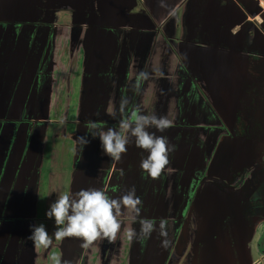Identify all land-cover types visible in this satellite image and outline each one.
Returning <instances> with one entry per match:
<instances>
[{"label":"rangeland","instance_id":"rangeland-1","mask_svg":"<svg viewBox=\"0 0 264 264\" xmlns=\"http://www.w3.org/2000/svg\"><path fill=\"white\" fill-rule=\"evenodd\" d=\"M191 1L26 0L25 9L17 16H0V27H6L0 29V35L5 34L0 38V66L9 65L3 53L12 44L11 33L19 32L22 25L43 21L50 28L51 22L83 21L84 16L86 21L118 22L126 27L104 30L111 39H118L111 40L112 45H117L109 64L112 70L109 68L108 73L104 70L101 75H95V63L97 65L102 58L84 53L82 40L49 36L47 33L53 34L55 27L52 31L46 27L43 37L34 36L38 42L29 35L19 34L24 47L14 45L18 53L13 58L14 73L0 72V100L12 96L13 92H22L35 75L33 70H36L35 64L41 62L39 59L46 60L45 63L50 57L53 58L51 77L56 76L58 84L67 90H54L53 96L58 91L61 93L58 92L50 104L46 103L48 110L42 108L32 114L38 118L30 119L31 128L36 119H40L38 113L41 112L45 117L87 118L88 110H81L84 106L79 105L74 94L82 92L86 84L91 88L92 81L99 79L94 86L101 101L89 111V121L117 128L121 118L120 102L122 97H127L128 108L139 106L144 114L155 113L171 121L164 132L155 128L148 131L166 136L169 143L175 145V150L169 154L170 163L159 178L152 179L140 167L141 159L148 152L136 147L134 138L121 160L115 161L104 153L99 137L87 132L85 126L89 121H78L76 132H72L73 122H64L58 125V130L52 131L53 138L45 136V142L43 135L37 142L42 129L36 125L32 128L36 137L30 143H34V147L37 144V148L32 151L30 172L23 174L28 185L23 204L11 213L8 204L0 206V220L6 222L0 225V232L5 235L9 231L8 236L13 232L8 246L4 247L12 254L6 251L5 260H1L0 254V264H264V0L192 2L197 12L190 18L193 24L188 26L186 34L193 33L199 23L198 41L191 40L193 34L188 36L192 37L190 45H195L193 66L182 65L180 45L174 46V35L183 36L184 8ZM58 2L63 7L60 11L53 8V3ZM124 2L127 8L122 7ZM142 2L145 6L140 7ZM176 2L179 4L175 5ZM81 5L88 6V11H70V7L78 9ZM158 21L163 24L159 32H155ZM235 21L237 26L230 28ZM130 24L151 25L154 29H128ZM165 25L168 31L163 29ZM98 41L100 43L93 48L97 52L101 44V40ZM54 44L58 45L55 53L60 54H53ZM24 49L25 57L18 60ZM28 53L31 57L25 60ZM65 54L68 61L66 58L57 61L58 55L62 58ZM141 71L149 75L136 91L133 86ZM61 74L67 76L60 77ZM41 78L46 79L43 75ZM111 96L113 104L108 101ZM87 99L93 101V97ZM41 100L42 97L39 105ZM13 106V110H20L16 109L17 102ZM82 111L83 116L78 115ZM112 112L116 113L115 118ZM4 113H7L5 105L0 107V115ZM26 114V109L22 108L20 115ZM51 123H46L44 134L53 128ZM81 136L88 140L82 150L76 140ZM56 137L61 140V152L66 151V159L72 158V161L69 167L62 157L60 163L65 168L55 166L47 171L46 177L51 176L52 180L46 191L43 186L37 188V161L41 160L45 167L49 165L46 159L51 156L50 147ZM62 173L67 179L55 190L54 184L61 183ZM88 187L106 188L113 198L134 187L142 201L139 214L121 208L117 215L121 228L114 242L97 239L86 244L77 237L56 240L54 219L45 215L57 198L52 193H74ZM0 199L4 200L2 195ZM4 209L10 213L4 216L8 215L9 221L2 218ZM141 218H150L157 225L161 220L166 221V235L162 236L157 227L150 237H142ZM40 223L52 237L48 247L29 238L30 225ZM11 225L14 227L10 229ZM129 229L136 230L135 239H128ZM163 240L167 241L166 245L162 244ZM82 256L83 262L79 263Z\"/></svg>","mask_w":264,"mask_h":264},{"label":"crops","instance_id":"crops-1","mask_svg":"<svg viewBox=\"0 0 264 264\" xmlns=\"http://www.w3.org/2000/svg\"><path fill=\"white\" fill-rule=\"evenodd\" d=\"M192 2L193 4H196L198 1L197 0H193L191 1L190 4L187 5V3L185 4V8H184V13H185V18H186V22L184 24V33L182 37H178L176 35H174V38L176 39L174 42V46H179V50L181 53H183V56L181 57V61H182V65L183 64H187V65H191L193 66L194 64V58H195V50L194 47L195 45L192 44L190 45V39L194 40V41H198L199 38V23L196 24V29L193 33L192 37H188L191 34H186V30H189L188 26H191L193 24V21L190 20V18L195 14H196V10L194 9V7H192ZM235 2V1H233ZM144 2H142V4L140 3V7L145 6V4H143ZM179 3L176 2L175 5H178ZM235 4V3H234ZM121 6V4H120ZM124 8H127V4L124 2L123 6ZM239 7V6H238ZM121 9L123 8H119V10L121 11ZM126 11V9H125ZM161 18V17H160ZM163 20V19H162ZM156 28H155V32H159V30L161 29V23L160 21L156 22ZM237 22H231V26L230 28H235L237 25ZM49 24L47 23H41V24H37V25H33V24H27V25H22L20 27V33H24L27 37V35L31 36V38L34 39V36H38V37H43L45 35V29L46 27H48ZM53 27L55 31H53L54 33H47L49 36L53 35V37L58 36L59 39L61 40H67V38H70L74 41H80L82 40L84 43V53H89L91 54V56H95V57H101L102 60L97 61V65L95 63V75L97 73H99L100 75L104 72V70H106V72L108 73V70L110 68V70H112V67L109 66V64L111 63V59L113 58V53L114 50L116 48L117 45L113 44L112 45V41L114 39H118L117 37L114 39H111V37H109L104 30H109L110 28L112 29H118V28H126L125 26H123V24H118V22L116 24H108L106 22H101V21H84V22H64V23H58V22H53L50 23V30H53ZM128 29H137V30H152L154 29V27H152L151 25H147L146 27L143 26H136V25H132L130 24L129 26H127ZM164 30L168 31V27L165 25L163 27ZM60 31V32H58ZM231 31V30H230ZM158 35V33H157ZM156 35V36H157ZM156 38V37H155ZM35 40V39H34ZM98 40H101V44L98 48V51H94L93 48L97 47L96 44H99L100 42ZM43 44V41L42 43ZM40 44V47H42V45ZM138 43L135 44V46H137ZM57 44H54V49H53V54H60L59 51L55 53V50L57 48ZM60 49V47H59ZM58 49V50H59ZM72 52V48L69 49ZM86 51V52H85ZM66 53V52H65ZM86 53V54H87ZM175 54L177 55V53L175 52ZM65 57H60L59 55L57 56V61H59L60 59H65L66 58V54L64 55ZM49 59V58H48ZM51 59L53 60V58L50 57V61L49 62H45L46 60H41L39 59L40 63H36L35 66V71L33 70V74H35L33 76V78H31V81L28 82L29 87L26 88V93L24 90H22V92H13L12 96H7L4 97L2 100H0V107H3V105L6 106L7 109V113L0 115V138H4L0 140V181L5 182L7 185H5V194H3V198L4 201L7 200V204L10 205L12 208L11 210H13L14 208L20 206V204H23V201L25 199V194H26V190L28 189V185L26 184V180H24V185L19 187V193H15V189H10L11 187H13V181H14V177L13 174H17V173H28L30 170V151L31 149L34 148V143H27L25 141V134L23 132V130L25 129V127L30 128V123H28L29 118H32L33 120H35V117L38 118V116L32 117L35 113V111H41L43 110L42 108H45L44 110H48L47 108H49V106H47L46 108V103L50 104L51 100L53 101V99L56 97V95H58L60 91L57 92L56 95L53 96L54 94V90L57 89H63V87L61 85H59L58 82L55 77L56 76H52L53 75V69L51 68ZM68 61V59L66 58L65 61ZM80 61V59H78ZM179 60V59H178ZM179 61V62H181ZM204 61V59L202 60ZM81 62V61H80ZM7 64L6 66H0V72L5 74L10 73L11 75L14 73L13 72V63L14 61H6ZM186 66V65H185ZM189 69V68H188ZM105 72V74H106ZM32 74V73H31ZM10 75V76H11ZM41 75L45 76L46 79L43 81L41 78ZM67 76V74H61L59 75L60 77L62 76ZM39 77V80H38ZM54 77V79H53ZM94 78V77H93ZM99 81V79H94L92 82V86L91 88H88V85L86 84L84 86V89L82 90V92H77L74 94L76 96V100L78 101L79 105L81 104L83 108H81V110H88V117H91V112H89L90 110L94 109V104L98 103L101 101V97L98 95V91L97 88H95L94 86V82ZM3 82V81H2ZM78 83H81L80 81ZM27 84V85H28ZM67 84V82L65 83V85ZM27 87V86H26ZM34 87L33 90H35L36 93H38V95L36 97H29L26 96L29 95V92L31 93H35L33 90H31ZM91 90L93 92H91ZM63 91H67L64 90ZM70 93H72L71 90H69ZM25 93V96H24ZM45 93V95H44ZM61 93V92H60ZM14 94V95H13ZM42 95V100L41 103L39 105L38 100L41 98ZM44 95V96H43ZM87 97H93V101H90V99L88 100ZM70 99V98H69ZM9 100V101H8ZM6 101L7 104L5 103ZM109 103L111 102V104L114 103V99L113 97H109L108 98ZM19 105L18 108L20 110H13L14 106L13 104L16 103ZM22 108L26 109V113L29 112V116L27 115V117L25 116H21V111ZM34 111V112H33ZM84 111L80 112L78 115L83 116ZM33 114V115H32ZM39 114V118L40 119H36L35 121V126L37 125L38 127H41L42 131L38 133L37 136V142H39V140H41L40 137H42V141L44 139V142L46 140L45 136L46 135H51L52 137V131L53 130H58V125H62V123H67V122H73V126L74 129H72V132H76V126H77V122L78 121H82V122H87L89 121V119L82 118L80 120H76L72 118H67V117H50V116H46L41 113ZM93 118V117H92ZM96 118V117H95ZM94 118V119H95ZM78 119V118H77ZM121 118H119L120 120ZM97 120V119H95ZM47 121V122H45ZM104 121V120H103ZM48 122H52L51 124H54L53 128L47 132V134H44L45 132V125ZM59 123V124H58ZM34 126V127H35ZM33 125L32 128L34 129ZM16 131H20V134L22 135V132L24 134V139H17V141L15 142V138L13 136V130ZM26 130V129H25ZM4 131V132H3ZM8 132V133H7ZM72 132H70L67 135V138H71L72 137ZM7 133L5 136L4 134ZM16 136H17V132H16ZM20 136V135H19ZM71 136V137H68ZM21 137V136H20ZM64 138L65 141H67V138H65L64 136H62ZM53 138V137H52ZM6 139V140H5ZM70 140V139H69ZM53 147H50V152L51 156L48 157V159H46V162L49 163V165L47 167H45V165H43L41 163V160H39V166H38V171H37V188H39L40 186H43V189L46 188V191L49 189L48 184H51L49 182V180H52L51 176L46 177V174L48 173L47 171L50 168H53L55 166H60L62 169L65 168L66 166H61L60 163V159L63 157L66 159V151L61 152V140H57V137L54 138L53 140ZM36 147V145H35ZM8 151V152H7ZM42 159V158H41ZM72 161V158H69L68 160L66 159V164L69 165L70 167V162ZM38 163V161H37ZM68 167V169H69ZM41 168L43 170H41ZM67 169V170H68ZM65 170V172L67 171ZM63 178L61 177V183H55V190H58L60 187V185L62 186V181L64 182L67 178L65 176V173H62ZM65 176V177H64ZM7 181V182H6ZM18 183H15V185H17ZM39 185V187H38ZM11 186V187H10ZM15 187V186H14ZM9 193V195H8ZM41 194H43V192H41ZM53 197H57L58 195H56L55 193H52ZM17 195V196H16ZM40 195V194H39ZM6 196V198H5ZM19 196V197H18ZM18 197V198H16ZM9 198V199H8ZM3 200V199H2ZM14 201V202H13ZM5 204V205H7ZM0 206H4V203L1 202ZM7 207V206H6ZM10 215V214H8ZM8 215L4 218L2 216V218H4V220L8 217ZM3 220V219H1ZM0 220V221H1ZM4 222V221H3ZM5 223V222H4ZM13 226V225H11ZM7 251V250H6ZM5 254V252H3ZM9 254L11 255L12 253L9 252ZM5 257H1V259H3ZM12 259V257H11ZM5 260V259H3Z\"/></svg>","mask_w":264,"mask_h":264},{"label":"clouds","instance_id":"clouds-1","mask_svg":"<svg viewBox=\"0 0 264 264\" xmlns=\"http://www.w3.org/2000/svg\"><path fill=\"white\" fill-rule=\"evenodd\" d=\"M148 73L141 71L133 86L134 90H139V84L148 77ZM127 97H122L119 112L121 119L118 127H105L102 122L89 121L86 124L87 132L92 137H99L101 146L106 155L112 160L120 161L122 154L126 153L127 145L133 142L136 147L148 152V155L141 159L140 167L152 179L159 178L163 169L170 163L169 154L175 150V145L169 143L168 138L157 135L156 132L148 131L155 128L158 132H164L171 126L164 116L144 114L139 106L128 108ZM111 115L115 118L116 113ZM77 142L81 145L88 143L86 137H77ZM123 175V171L120 173ZM142 205L141 199L136 196L135 188L129 189L118 198H113L108 194L106 188L88 187L81 188L76 192H65L59 194L54 202L49 205L45 215L49 219H54L53 236L56 240L68 237L82 238L86 244H91L97 239H107L114 242L121 223L117 219L121 208H129L137 215ZM140 234L142 237H150L153 231L159 227L160 234L166 235V221L161 220L159 224L150 218H141ZM31 233L29 238L36 244L48 247L52 242V237L44 224L30 225ZM128 239H135L137 232L129 229ZM162 244H167L166 240ZM55 259V257L53 258Z\"/></svg>","mask_w":264,"mask_h":264},{"label":"flooded vegetation","instance_id":"flooded-vegetation-1","mask_svg":"<svg viewBox=\"0 0 264 264\" xmlns=\"http://www.w3.org/2000/svg\"><path fill=\"white\" fill-rule=\"evenodd\" d=\"M26 0H0V16H3V17H15V16H17V14L18 13H20V12H22V8L23 9H25V7H23L24 6V2H25ZM54 4V6H53V8H56V9H58L57 11H60L63 7H61V2H58V3H53ZM88 7V6H87ZM86 7V5L85 6H83V5H81L78 9L77 8H74V7H70V11L71 10H79L80 11V13L81 12H86V11H88V9L89 8H87ZM83 18H84V20L83 21H78V20H72V21H60V22H58V23H64V22H84V21H86V19H85V17L84 16H82ZM75 18H77L76 16H75ZM56 22V21H55ZM41 23H47V22H43V21H39V22H36V24H41ZM51 23H53V22H51ZM36 24H33V25H36ZM1 28H5L6 29V27L5 26H3V27H0V29ZM12 35H13V38L12 39H10V42H12V44H10L8 47V51L6 52V53H3V57H6L7 59V61H14V57L16 56V55H18V53H17V49H16V47L17 46H19V48H20V44H21V46H22V48L24 47L23 45H22V43H20V42H22L21 40H20V37H18L19 36V34L21 35V33H20V30H19V32H17V31H15L14 33H11ZM3 36H5V34L3 33V34H1L0 35V38H2ZM34 42H38L36 39L34 40V39H32ZM14 41V42H13ZM4 45H5V41H4V43H3ZM24 44V43H23ZM29 44H31L30 46H32V43L30 42ZM7 45V44H6ZM16 47H15V46ZM25 45V44H24ZM15 48H14V47ZM0 48H1V44H0ZM26 52V50L24 49V50H22V54H19V56H20V58L19 57H17V59L18 60H23L22 58L23 57H25V56H23V54ZM0 57H2V53L0 52ZM30 57H31V54L30 53H28L27 54V56H26V58H25V60H27V59H30ZM34 58H32V60H33ZM13 72H14V69H13ZM29 87V84L27 85V87H25L24 88V91L26 90V88H28ZM34 89V87L31 89V90H33ZM34 92H35V90H33ZM25 93H26V91H25ZM25 93H24V96H25ZM45 94V93H44ZM38 95V93H30L29 92V95H27L26 94V96H29V97H36ZM41 97H42V95H41ZM34 112V111H33ZM27 115L29 116V112H27V114L25 115V117H27ZM30 119L31 120H33L32 118H29V120H28V123H33L32 121H30ZM26 129V130H25ZM25 129L23 130V132H24V134H25V141L27 142H29V144H30V142L36 137V132H34V130L31 128V126H30V128H28V130H27V128L25 127ZM35 129V128H34ZM16 132H17V136H16ZM23 132H22V135L20 134V131H16V129L15 130H13V136H14V138H15V142L17 141V139H24L23 137H24V134H23ZM19 135L21 136V137H19ZM34 136V137H33ZM33 144V143H32ZM35 145H37V144H35ZM37 148V146L36 147H34L33 149H31V151H30V160H31V156H32V151L34 150V149H36ZM34 153H36V152H34ZM30 163H31V161H30ZM38 166H39V160H38V163H37V168H38ZM29 172H30V170H29ZM23 174L25 175L26 173H17V174H13V177H14V181H13V187H11V188H9L10 189V191H11V189H15L14 191H15V193L17 194V193H19V187L20 186H23L24 185V179L25 178H23ZM17 175H19V177H17ZM20 180V181H19ZM7 182V181H6ZM4 183V184H3ZM15 183H18L17 185H15ZM1 184H3V186H0V188L2 189V194L0 193V195H2L3 196V194H5V192L7 191H4L5 190V185H7L5 182H2ZM0 184V185H1ZM15 186V187H14ZM8 195H9V193H8ZM17 196V195H16ZM19 197V196H18ZM18 197H16V198H18ZM5 198H6V196H5ZM9 199V198H8ZM7 200H1L0 199V204H1V202H3L4 203V205L7 203L6 202ZM14 202V201H13ZM4 207V206H3ZM14 209H16V208H14ZM13 209V210H14ZM13 210H9V212L10 211H13ZM6 209H4V212H2L1 214H2V216L4 217L6 214H10ZM5 218V217H4ZM7 221H9V218H7ZM1 223H0V225L1 224H3L4 222H3V220H1L0 221ZM6 223V222H5ZM14 226H12V227H10V229L11 228H13ZM8 233H9V231H8ZM8 233H6L5 235H4V233H1L0 232V254H4L3 252H5V254H6V250H8V247H7V249L5 250L4 249V247L6 248V246H8L7 245V242L11 239L10 237L12 236V234H13V232L11 231L10 233H12V234H10L9 236L7 235ZM8 252H11L10 250L9 251H7V253ZM4 257H5V259L7 258V255H4ZM2 260V259H1Z\"/></svg>","mask_w":264,"mask_h":264},{"label":"trees","instance_id":"trees-1","mask_svg":"<svg viewBox=\"0 0 264 264\" xmlns=\"http://www.w3.org/2000/svg\"><path fill=\"white\" fill-rule=\"evenodd\" d=\"M20 137V136H19ZM7 204V203H6ZM5 206H7V205H5ZM10 206V205H9ZM12 208V207H11ZM11 208H10V210H11ZM83 256L81 257V259H80V261H79V263H82L83 262Z\"/></svg>","mask_w":264,"mask_h":264}]
</instances>
